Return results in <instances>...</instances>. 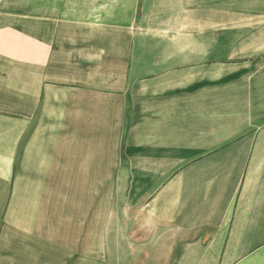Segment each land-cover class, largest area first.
Returning <instances> with one entry per match:
<instances>
[{
	"label": "crops",
	"instance_id": "crops-1",
	"mask_svg": "<svg viewBox=\"0 0 264 264\" xmlns=\"http://www.w3.org/2000/svg\"><path fill=\"white\" fill-rule=\"evenodd\" d=\"M42 3L0 7V264H264V0Z\"/></svg>",
	"mask_w": 264,
	"mask_h": 264
},
{
	"label": "rangeland",
	"instance_id": "rangeland-1",
	"mask_svg": "<svg viewBox=\"0 0 264 264\" xmlns=\"http://www.w3.org/2000/svg\"><path fill=\"white\" fill-rule=\"evenodd\" d=\"M12 1H16L19 7H29V6H38V5L43 6V3H42L43 0H34V1L33 0H0V7L9 6L11 5ZM232 33L234 34L235 32H232ZM114 161H115V166H121L122 159H115ZM115 189L117 188L115 187ZM20 225H23V224H20ZM19 232H20L19 234L28 233V231H25V230H21ZM118 257L121 258L122 256L118 255Z\"/></svg>",
	"mask_w": 264,
	"mask_h": 264
}]
</instances>
